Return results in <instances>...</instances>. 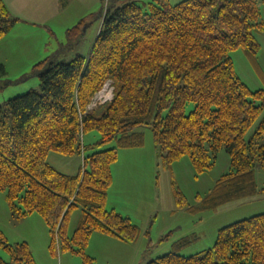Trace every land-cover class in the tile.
Wrapping results in <instances>:
<instances>
[{"label": "trees", "instance_id": "obj_1", "mask_svg": "<svg viewBox=\"0 0 264 264\" xmlns=\"http://www.w3.org/2000/svg\"><path fill=\"white\" fill-rule=\"evenodd\" d=\"M18 21L0 0V39ZM85 23L80 19L67 35L77 38ZM263 29L258 0H154L147 7L129 2L106 10L86 56L39 61L33 71L40 91L0 105V192H6L12 217L39 214L49 250L74 253L81 264L94 262L85 252L94 232L135 242L139 228L108 209L107 197L118 151L143 146L138 128L144 125L165 170L186 156L201 174L219 151L229 156V172L204 198L197 196L195 207L173 185L179 209L217 210L264 194L255 182L256 168H264V90L251 91L229 56L241 49L255 61L260 45L254 32ZM107 82L111 98L91 109ZM188 104L194 107L186 113ZM90 131L100 136L94 147L116 146L85 155L82 141ZM51 152L81 155L83 166L74 175L59 172L47 162ZM74 210L80 216L69 234ZM193 240H178L171 252L146 264H264V212L219 229L211 248L180 255ZM0 250L9 257L0 256V264H36L26 242L10 244L1 230Z\"/></svg>", "mask_w": 264, "mask_h": 264}, {"label": "rangeland", "instance_id": "obj_2", "mask_svg": "<svg viewBox=\"0 0 264 264\" xmlns=\"http://www.w3.org/2000/svg\"><path fill=\"white\" fill-rule=\"evenodd\" d=\"M153 1L4 0L12 17L19 21L0 39V105L30 90L40 91L38 77L33 71V66L39 61L51 58L57 62L68 63L77 54L86 56L95 41L106 10L129 2L147 7ZM167 1L176 4L183 0ZM258 6L264 22V3L258 0ZM82 18L86 23L81 35L77 38L68 36L67 30ZM254 36L260 45L255 61L241 49L233 50L229 54L237 76L251 91L264 90V29L256 30ZM106 90L98 94L100 97L106 95L109 99L110 94L105 93ZM96 97L90 104L91 109L102 101V98L100 100V97ZM193 107V104H188L186 113ZM257 123L250 128L246 139L252 136ZM138 131L144 135V144L140 148L118 151V164L113 169L111 167L112 177L115 176L116 179L111 192L114 189L119 190L117 193L121 196L118 199V213L128 217L139 228V237L135 242L129 243L94 232L85 251L94 259L93 264H146L171 252L173 244L186 237L194 240L179 254H198L214 245L219 229L264 212V194L227 203L217 210L195 212L187 210L186 207L179 209L175 202L173 185L184 195L188 207H195L198 204L197 196L204 198L217 179L229 172V156L224 150L219 151L212 168L201 174H196L186 156L174 162L170 171L165 170L159 166V156L150 127L144 125ZM99 137L96 131L84 135L82 142L86 147L85 155L116 146L112 141L94 147ZM47 162L57 171L68 175L76 174L83 166L81 155L63 156L51 152ZM139 171L146 175L144 182L147 191H135L131 194L129 189L135 180L127 179L129 175ZM133 178L138 179V175ZM125 181L126 184H123ZM255 182L257 189L264 187V168H256ZM110 201L114 202L112 198ZM79 216V210L72 212L69 234L76 227ZM0 230L10 244L26 242L36 264H81L80 256L74 253L61 252L57 246L54 252L49 250V231L39 214L32 213L21 219L12 217L5 191L0 192ZM0 256L5 261L9 260L2 250Z\"/></svg>", "mask_w": 264, "mask_h": 264}, {"label": "crops", "instance_id": "obj_3", "mask_svg": "<svg viewBox=\"0 0 264 264\" xmlns=\"http://www.w3.org/2000/svg\"><path fill=\"white\" fill-rule=\"evenodd\" d=\"M20 2H22V0H20ZM43 24L45 25L46 22H43ZM100 92H101V91H100ZM104 98H105L106 100H108V98L106 97V95H105ZM101 103H102V101H101ZM101 103H100V104H101ZM126 150H129V149H126ZM117 162H118V161H117ZM117 162L112 166V169H113V167L117 166V164H118ZM112 174H113V171H112ZM135 175H138V179H134V178H133V176H135ZM130 179H131V180H135L134 184H133L132 187H130V189H129L130 192H131V194L134 193L135 191H139V192H142V190H143L144 192L147 191V185H146V183L144 182V181H146V175H145L142 171H139V172H137V173H133V175H129L127 181L130 180ZM127 181H125L123 184H126ZM115 184H116V179H115V176H113L112 186H111L110 189L108 190L107 207H108V209H114V210H116L117 212H119V211H120V210H119L120 208H119V202H118V199L120 198L121 195H118V193H117V192H119L118 189H114V190L111 192V190L114 188ZM131 194H130V195H131ZM110 198H112V199L114 200V202L110 201ZM109 202H110V203H109Z\"/></svg>", "mask_w": 264, "mask_h": 264}, {"label": "built area", "instance_id": "obj_4", "mask_svg": "<svg viewBox=\"0 0 264 264\" xmlns=\"http://www.w3.org/2000/svg\"><path fill=\"white\" fill-rule=\"evenodd\" d=\"M110 85H111L110 82H107V83L104 85V87H103V89H102V91H101L100 93L102 94L103 91H104L105 89H107L105 93L110 94V98H111V96H112V87H111ZM105 93H104L103 95H105ZM101 94H100V95H101ZM103 95H102V96H103ZM96 96H97V97H100L99 94L96 95ZM97 97H96V98H97ZM101 98H102V102L106 100L104 97H100V100H101ZM110 98H109V99H110Z\"/></svg>", "mask_w": 264, "mask_h": 264}]
</instances>
